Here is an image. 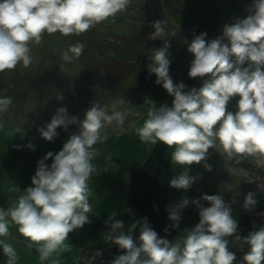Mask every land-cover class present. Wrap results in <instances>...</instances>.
I'll use <instances>...</instances> for the list:
<instances>
[{"label": "clouds", "instance_id": "9594fccd", "mask_svg": "<svg viewBox=\"0 0 264 264\" xmlns=\"http://www.w3.org/2000/svg\"><path fill=\"white\" fill-rule=\"evenodd\" d=\"M130 4L131 0H0V73L13 71L18 65L29 68L33 46L42 43L45 33L81 35L126 11ZM247 12L246 17L225 24L222 35L206 39L207 33L201 32L188 43L187 51L193 56L188 77L202 79L199 88L173 80L167 23L157 20L151 25L155 31L148 38L163 40V46L148 57V74H154L155 84L173 99L171 105L157 107L155 101L145 97L146 118L141 126L132 122L130 129L144 143H162L174 149L171 160L183 170L171 179L172 188L190 189L197 180L189 174L193 164L203 162L211 171L206 160L209 149L217 150V145L236 164L249 157L264 156V0H252ZM171 35L176 32L173 30ZM84 48L80 42L71 45L63 51V61L78 60ZM237 96V110H228L230 101ZM12 103V97H0V114L7 113ZM126 118V112L109 114L99 102H92L83 120L69 116L62 106L50 122L38 128L45 141L54 142L58 128L67 131L69 125H78V131L68 136L60 151H49L37 161L32 186L24 189L11 206L0 208V249L7 257L6 264H16L19 259L9 242L12 224L26 246L39 253L42 264H61L59 256L73 250L69 234L92 223L88 182L96 170L92 163L97 155L94 145L107 139L106 135L102 137L106 125L115 122L123 126ZM24 147L35 150L31 143ZM49 159L50 164L46 163ZM10 191L21 190L16 186ZM256 196L250 191L242 203L236 198L229 203L219 193L203 194L191 201L198 210L199 222L185 229L175 243L159 238L147 217L131 223L125 233L124 221L112 213L104 222L107 230L103 238L125 251L110 264H234L236 255L229 250L230 243L241 249L247 246L241 264H264V225L257 228L253 224V230L241 236L238 219L233 216L232 205L240 204L245 212L254 211ZM189 203L185 197L168 206L172 228L178 227L182 210ZM259 215L264 216V212ZM138 226L139 246L132 235ZM101 255L97 250L86 264Z\"/></svg>", "mask_w": 264, "mask_h": 264}, {"label": "rangeland", "instance_id": "374dc122", "mask_svg": "<svg viewBox=\"0 0 264 264\" xmlns=\"http://www.w3.org/2000/svg\"><path fill=\"white\" fill-rule=\"evenodd\" d=\"M251 3L252 0H131L126 11L81 35L45 33L42 43L33 46L34 58L29 68L18 65L13 71L0 73V97L13 99L9 111L0 114V124L3 125L0 128V179L13 178L21 182L17 183L21 191L6 188L3 192L18 195L32 186L31 177L35 174L37 161L49 151H60L68 136L78 131V125H69L67 131L58 128L59 135L54 142L45 141L40 136L38 128L50 122L58 108L66 107L69 116L83 120L91 103L99 102L109 114L122 111L127 113V118L123 126L115 122L106 125L102 137L106 135L107 139L94 145L97 155L92 163L96 170L88 182L92 205L89 216L92 220L94 217L104 220L112 213L116 216L127 214L124 231L128 233L131 223L140 220L138 209L129 205L126 198L133 170L139 168L159 144L142 142L130 129V124H143L147 111L143 106L145 97L155 101L157 107L163 103L171 105L173 99L162 86L155 84L154 74L147 82H142L138 76L143 56L163 46V40L148 38L149 33L155 31L152 23L157 20L167 23L173 80L183 82L189 88H199L202 79L188 77L193 59L187 51L188 43L201 32L207 33L206 39L222 35L225 24L230 25L248 15L247 7ZM173 30L175 36L171 35ZM77 42L85 44L83 54L73 63L64 62L63 51ZM238 99L237 96L230 101L228 110H237ZM16 129L21 132L17 133ZM29 143L35 146L34 151L24 147ZM173 150L164 145L163 156L178 176L183 169L171 160ZM217 150L209 149L206 163L211 165V171L203 166V162L189 166V174L197 177L190 189L168 191L166 209L182 198L190 201L182 210L176 234L169 239L170 242L179 241L185 229L199 222L198 210L191 201L203 194L219 193L229 203L234 198L242 203L244 195L255 192L258 200L255 210L245 212L240 204L232 205L233 216L238 219L241 236H247L253 230V224L257 228L264 225V216L259 215L264 212V156L249 157L236 164L226 158L219 145ZM46 163L50 164L51 159ZM90 228L101 234L107 230H97L92 223L83 229ZM17 231L14 230L11 238H17ZM80 248L84 247H79L78 253ZM229 250L236 255L234 264H241L248 249L230 243Z\"/></svg>", "mask_w": 264, "mask_h": 264}, {"label": "trees", "instance_id": "16d2710c", "mask_svg": "<svg viewBox=\"0 0 264 264\" xmlns=\"http://www.w3.org/2000/svg\"><path fill=\"white\" fill-rule=\"evenodd\" d=\"M151 54L152 52H147L139 65L138 76L142 82H147L151 78L147 70V65L150 63L148 57ZM163 150L164 145L157 144L142 165L133 170L126 198L129 205L138 209L140 220L147 217V223L157 232L158 237L169 240L176 234V228L171 227L173 222L168 219L166 214V203L168 191L174 189L170 186V181L177 174L172 170L169 160L163 156ZM115 218L125 223L128 215L121 214ZM107 219L100 220L94 217L92 224L97 230H104L106 229L104 222ZM166 228L168 229L167 232L165 231ZM138 233H140L139 226L132 233L133 237L135 238ZM140 243L141 241L136 245L139 246ZM111 246L113 245L106 242L94 247L103 250L106 256V264H110L116 256L124 254L125 251L120 250L112 253L109 249Z\"/></svg>", "mask_w": 264, "mask_h": 264}, {"label": "crops", "instance_id": "0c3cea01", "mask_svg": "<svg viewBox=\"0 0 264 264\" xmlns=\"http://www.w3.org/2000/svg\"><path fill=\"white\" fill-rule=\"evenodd\" d=\"M17 183H21L13 178L7 179H0V208H8L12 205L13 201L21 194H8L3 192L6 188H15L18 187ZM20 186H22L20 184ZM14 227V228H13ZM17 229V226L11 225L10 226V235H14V230ZM17 234L18 231H17ZM17 238L9 239L10 243H13L17 255L19 259L17 260L16 264H42L39 259V253L35 250V248H28L26 243L22 244L19 241H24V239L20 235ZM14 239V240H13ZM20 239V240H17ZM103 233H98L95 229L87 230V229H78L69 234L68 242L71 244L73 250L71 252L62 253L59 258L61 260V264H82L81 260L78 258V248H90L98 246L99 244H103ZM12 241V242H11ZM18 241V242H17ZM7 257L3 254V251H0V264H6Z\"/></svg>", "mask_w": 264, "mask_h": 264}, {"label": "built area", "instance_id": "2783aa9c", "mask_svg": "<svg viewBox=\"0 0 264 264\" xmlns=\"http://www.w3.org/2000/svg\"><path fill=\"white\" fill-rule=\"evenodd\" d=\"M100 250L102 255L99 257H96L94 261H92V264H106V256L101 248H80L78 253V258L82 260V264H86L87 259L91 258L94 253Z\"/></svg>", "mask_w": 264, "mask_h": 264}, {"label": "water", "instance_id": "95a60500", "mask_svg": "<svg viewBox=\"0 0 264 264\" xmlns=\"http://www.w3.org/2000/svg\"><path fill=\"white\" fill-rule=\"evenodd\" d=\"M139 235H140V233H138L137 235H136V237H135V243H138L140 240H139ZM110 251L112 252V253H115V252H117V251H120V250H122V249H119L117 246H115V245H113V246H111L110 248Z\"/></svg>", "mask_w": 264, "mask_h": 264}]
</instances>
